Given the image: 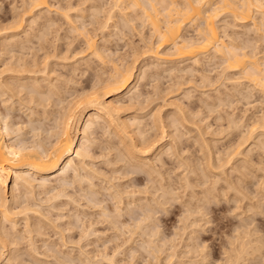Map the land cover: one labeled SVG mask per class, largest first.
<instances>
[{"label": "rangeland", "instance_id": "1", "mask_svg": "<svg viewBox=\"0 0 264 264\" xmlns=\"http://www.w3.org/2000/svg\"><path fill=\"white\" fill-rule=\"evenodd\" d=\"M24 1L27 2V0H24ZM24 1L23 0H0V45L1 44L6 45L5 47L3 45L0 46V49H2L4 51L3 52L0 50V53H1V55H0V70L2 69L0 71V73L2 74L4 72L3 75H1L0 77H2V76H3L2 78H5L6 76L8 77L9 74H8V72H6V69H8L10 66L12 67L13 63L16 64V62H17L16 60L20 59L19 57H21L20 56L21 54H22V58H23V56L26 54V52L30 51L28 49V51H25L24 55H23L24 52H20V51H24V50H20V49H25L26 48L25 45H27L29 47V45L31 43H33L30 45V47H32V50L34 48L38 49V47L42 45L41 47H39L41 50L38 49L41 53L35 49L36 51L31 50L33 53L30 51L29 54L27 53L28 55L26 54L28 57L30 55V53L33 55L35 52L34 55H36V57H34V59L37 62L39 61V63H38L39 65L41 64L43 66V63L46 64L49 60H51V62H49L47 67H46V68L51 69V70H47V69L45 70V72L48 73V75H47L48 78L46 77V74H45V76H43L44 72H40L41 74H35V75H37V77H35V78H37L38 80L40 79L39 81L43 80V81H41V83L43 82L41 84V86H42L41 90L44 92L42 97L44 98L43 101L45 103L43 102L42 106L45 105L44 106L45 108L48 107L47 108L48 111H46L47 109H45V111H44L43 110L44 108L40 107L41 104L39 107H36L37 103L33 102L32 99L30 100V98H31L30 88L32 87V84L34 83L33 80L29 81L27 79V82L29 81L30 84L28 82V84H29L28 88H26L25 91L20 93L18 98H17V96H15L12 98V99L15 98L14 100L10 99L11 102H10V100H8V102H10V103H8V104L6 103V104H7V107L10 109L5 108V105L3 104V102H1V101H3V99L1 100L2 97H0L1 111L3 110V112L6 113V111H5V109H6L8 112L5 115L10 114L11 118H12V116H15L12 118L15 120H11V121H12V123L15 122V123H13V126L15 125L16 129L19 126H20V128L23 127L21 133H22V136L25 137L24 141L26 140V138L29 141L28 138L31 139L34 136V135H32V133H33L32 131H34V133L36 135L37 134L41 135L42 136V137L40 136L41 138L45 137L44 139L46 141L47 136L50 138V134L47 135L46 133H48V131L50 133L49 129L52 130L55 128V127H53V125L56 124L55 121L57 120L56 115H58V111L60 110L59 114H61V110L63 113L65 110L64 107L67 106L68 103H70V102H68L69 100L73 101L74 99L78 100V99L82 98V97H80V95H82V94L84 95V93H81V92L86 93L87 90H91V88L94 87L96 80L97 81L99 80L100 75L104 79L105 78L107 79L108 77H110L109 75L111 73L109 74L108 72L113 71L112 66L116 65L117 62L121 66H122V64H124L123 68L128 66V65L132 66V64L134 63V64H136L135 65L136 71H135V79H134L132 86L137 85L138 88L136 86L135 89L133 90V92H131V93L128 92L129 90L127 92L125 91L124 92L125 95L122 94V97H120L117 100L115 99V101H119L122 98L121 101H119V102H121V103L124 102L122 104L123 109L121 111L122 112L121 116L123 118H125L127 120L128 119L132 120L134 118H135V120L138 119V122L141 121V123H142L140 126L141 129L148 128V129H146L147 131H149L147 134L146 130L140 129L141 130L140 131V130H138L140 128L139 126H137V125L134 126L135 124L133 125L134 126L133 130L136 127L135 131H137L134 134V137H136L135 140L137 139L140 142V143L137 142V144L138 143H139V145L144 144L143 149H145V147H146L147 150L150 149L149 148L150 146L152 148L156 145L155 148H157V147H160L161 145H163L161 147L162 148L164 147L165 150L162 151L163 153L161 152L162 154H158L159 153L158 149L155 150L152 148L153 150L152 149H151V151L149 150L150 152H148L147 158H149L150 160H153V168H154L153 171H155V172L153 173V176H151L152 178L150 179L146 175L148 173L144 174L141 171V173L138 175L141 180L139 183L136 184L134 182V177L137 176L136 174L135 175L130 174L128 176L126 175V177L123 176V175H125L123 173H125L126 170H127V172H128V170H131V167L129 168V167H125L124 165H121L123 163L120 160H118L119 161L118 163L121 162L120 164H118V163H117L118 165L115 164L114 162L117 160L116 157L118 155L114 156V154H116L117 152L114 150H112V151H108V149H106L107 151L105 150V147H108L107 144L109 142H111L110 144H112V146H113V142L118 144V142L120 141L114 135L111 136V133L113 134L115 125H112L113 126L112 129L111 128L109 129L110 126H108L107 124L102 122L105 125H107L108 128L104 129L107 126L102 124L105 127L104 128L99 127L101 129L96 128L95 130L97 132L92 131L93 130L92 129V130H90L92 132L87 131L88 132V133H86L87 135H85L83 133L85 135V137L88 139L87 141H89L88 142L89 145L87 144L88 145L87 151H89V153H90L89 157L85 160V163L86 164L88 163L90 166L92 165V167L95 166L94 168H96V170L98 168L97 171H99V173L102 174L103 176H106L107 180H110L111 177L112 178L116 177V176L113 177L114 173H115V175L117 173L121 174V175L117 174V176H119V177H117L118 180H116L117 178H114L115 181L112 178H111V180L115 185L119 184L117 187H119V188L123 187L122 189L128 190L127 193L128 192L130 193V194H128L130 197L129 196H125V197H129L127 199L128 201L127 200L126 201H127V203L130 201L132 204L131 203H130V205L128 204L129 207H127V209L125 208V212L127 211L126 216L124 215L123 216L124 218H122L121 221H127L128 220L127 223L128 222L132 223L131 222L132 220H130V219L134 218L135 216H136V218H135L136 220H138V218L140 220V219L144 218V216L146 215L144 213H146V211H148V209H152L153 214L156 213L155 217H153L154 221H152V223L153 222L154 223L152 224L150 222L151 224H149V225H151V226H149V228H152V229H148V228L144 229L145 231L147 230L146 232H148V231H149V233L152 232L151 235L154 234V236L152 235V237H150V238L154 239L151 241H154V243H155V244L152 243V245H154V246H151L152 248L149 246L147 247V245H149L147 243L148 241L144 242L141 239H139L140 233L138 234V236L136 235V239H138V242H135V243L131 242V244L127 243V245H126V243H123V240H121L122 237L126 238V237L130 236V234H128L127 232H126L127 236H124V234H122L123 236L121 235L122 237L119 239L120 241L118 240L116 242L115 238L118 239V237H117L118 233H116V230L113 231L112 228L110 229L111 226H108V224H106V223L102 225V223H100V216L98 215V212H97V211H99L98 208L95 209V208H86L87 206L84 207V205L87 204V200L85 202L83 201V203H82V201L80 200L81 198L78 195L77 196L80 198L79 201H81L80 203L84 207L83 210L85 211V208H86V212H84V211L83 212L87 213V215H89L90 217L89 216L84 217V220H83V215L81 216V213H83V212H81L82 206L77 207V205H74L73 202H71V204H69L65 208V206L63 207V206L58 204L61 202L60 200H59L60 202L59 201H54V202H55V204L57 203V205H59L58 207H60L61 209L59 210V209H57L58 208L57 207L55 209V210H57L56 212L53 210L54 208L50 209V211H49L48 207H50V206L48 204H50V205L54 204V202L52 203V201L47 202L48 198H50V196H51V194H49L50 192L48 193L47 191H43L44 193H41L42 191L37 189L36 195L38 194L37 195L39 198L38 202H39V204L42 202L40 204V206H42L41 211L43 210L44 215L47 217L46 218L45 216H43V218L45 217V219H46V220H43L42 216H36L37 220H41V221L43 220L42 221L43 222V231L45 230V232H43L44 236L41 235L43 238L42 237L38 238V236H35V241L36 242L39 241V243H40L39 244L37 242V246L39 247V251L41 253V256L39 255V257H42V258H39L38 255H34L32 257V255L29 254L30 248H29V246H27V245H29V244H27L28 241L25 240V243L20 242L23 240L18 238L19 237L18 236V237H16L15 241L18 243V241L20 240L19 244H21L22 247H19V244L16 246H14V244H12L11 249H12L13 258L15 255H18V254L14 255V253H16V251L14 252V249L16 250V247H17V250H18L17 252L19 253V255L15 256V258L17 257L16 260L12 258L15 262L12 260L13 262H11V264L12 263L13 264H35V263L36 264H44V261H45V264L46 263L47 264H50V263L51 264H54V263L59 264L58 263L59 261H61L60 264H62V263L63 264H74V263L86 264L88 261L89 262L87 264H153V263H155L154 261L157 260L158 258H159L158 262L156 261L157 264H167V263L168 264H227L228 262H229V264L230 263L235 264L234 263L235 261H238L239 262L238 264H264V245H262V243L264 242V241L262 242V240H264L263 239L264 238V151H263L264 150L263 149L264 148V144H263V142H264V130H261V129H264V126L261 127L262 124L264 125V123H262V121L264 122V93L262 92V89L259 86L256 87V85H254L253 82H250V79L247 80L248 77L244 75L245 73L243 70H238V71H232L231 70L230 71L229 68L225 65L226 63L224 64L225 61L223 59H221V58H217V59L215 58L214 59V56L211 55L212 51L210 53H205V54L201 55V58L203 61H201L202 64L200 63V65L198 67L191 64L192 60H181V59H179V57L177 55V51L172 52L173 50H175L172 46H165L166 48L165 47L163 48L162 53L165 54L167 52L168 54L170 53L171 56L165 54L167 56H165V58H164V55H163L164 60H159L160 62L158 60H156L154 57H151L150 55L146 56V54H149V52L148 53H146V52L152 46L158 45L160 42L159 41L160 39H158V35H156V33H154V30L152 29V26H151V22L148 21V19L146 17H143L144 15L142 16V14H144V13L141 14L142 10L139 8L137 9V7L135 9V7L130 5V4H128V5L132 6V7L127 9V6H126L127 3H125V2H124L125 5L122 4L123 3L122 2L121 3L122 6H121V4L118 3L116 0H48L49 4L52 5V7L55 9V11H56V9H60V7H61V10H62V8H65V10H62V11L57 10L55 12L53 10V8H51L52 9L51 11H47L46 9H44L45 11L42 10L40 13L36 12L37 14L35 16H33L34 14H32V13H31L32 16H28V15L23 16V15H25L24 13H26L25 10H27L26 6H28V4H29V1L27 2V5L25 4L26 2H24ZM69 4H71V5H69ZM72 4H73V6H72ZM167 4H168V2H167ZM118 5H120V6H118ZM69 6L72 7L73 9H69ZM165 6H166V4H165ZM113 7H115V8H113ZM24 8H25V10L23 13L22 11ZM125 8H126V10H125ZM66 9L69 11H66ZM64 11L68 12L71 19L72 18L73 19L69 21V20H66L67 18L65 19L64 16L62 17V15L61 16L59 15V14H61L60 12L63 13ZM42 12L43 13L45 12L44 16H42V14H43ZM109 12H110V14H112L111 16L109 15ZM95 13H97V14H95ZM31 14H29V15H31ZM48 14L50 15V17ZM220 14H221V17H217L218 19L216 20L217 21L216 25L219 28L220 36H222L224 38L225 42L227 44H231V45L235 46L236 48L239 45L238 49H241V50L243 49V48H241V47H243V45L246 47L248 44H250V45H248V46H251L250 49L246 50L247 48H244L245 50L244 49L243 50L245 52L247 51L251 55L257 54V52L255 53L254 50H258L260 48V50H258L259 54H257V55H258V58H260V59L262 58V61L261 60L260 61L262 63H264V61H263L264 60V54H263L264 53V42L262 43L259 41L262 39V37L264 38V36H262V34H260V32L258 33L257 31H254L255 30L254 24H253L254 21L248 22L246 24V27H245V24H242L239 20L237 21V19H235L230 13L223 12ZM220 14H219V16H220ZM229 15H231V16H229ZM258 15L259 14H257V12L254 13V17L256 18L257 22L261 21L260 18L262 17L261 14L259 15L260 17ZM36 16L38 18H36ZM23 18H24V23L22 22V26L18 25V24H21V20H23ZM47 18L48 19L50 18L51 20L50 19L49 20L52 22L54 21V22L51 23ZM52 18L55 20H53ZM16 19L18 21L20 19V22H16L17 21ZM30 19L32 21H30ZM34 19L35 20L37 19L36 20L37 22ZM33 20H34V23H33ZM44 20H46V21H44ZM14 21L17 24H15ZM55 21L57 22V24ZM226 21L229 23H227ZM70 22H71V24H70ZM104 22H106V23L104 24ZM32 23H33V25H32ZM101 23H102V25L103 24L106 25L108 23L106 25L107 28L105 27L103 29L102 27L104 25L102 26ZM99 24H100V26H99ZM229 24H230V26H229ZM16 25H18V26H16ZM48 25H50L51 27H53V25H56L55 28L54 27L52 28V29H55L56 31L52 30V29H50V31H49L50 26H48ZM191 25H192V27L190 26V24H188L183 32L184 33L186 32V36H188V38H190V37L195 38L194 36H196V38H197V35H196L197 34V31H196L197 27L195 25H194L195 26L194 27L193 24H191ZM231 25L233 26V28ZM74 26H76V27H74ZM223 26L229 30H226ZM230 27H231V29H230ZM248 29H252V30L247 31ZM45 30H47L48 32ZM220 30H222V31H220ZM224 30H225V32L227 31V34L229 32V35L225 34ZM251 31H253V32H251ZM40 32H42V33L40 34ZM248 32H249V35H248ZM250 32H251L252 37L250 36ZM43 33H45V34H43ZM47 33H48V35H47ZM5 34H7V35H5ZM24 34H26V35L24 36ZM38 34L40 36L42 34L46 35V37L42 39V37L38 36ZM245 34L247 37L249 36L251 38H249V37L247 38L245 36ZM232 35L234 37H232ZM239 35L241 36V39H240ZM34 36H35V38H34ZM58 36H59V38H58ZM87 36L88 37L90 36L89 38H91V37L95 38L96 37V42H97L96 44L98 45V47H100V49H102L101 51L103 52V54L106 55V56L105 55L104 56L106 58H108L107 60H112V62L114 60V63L115 62L116 63L113 65L111 63V61L108 62L105 58H104V60H105V62L108 63V65H107V63L104 62V60L100 61V59H99V61H98V58H96L94 55H92L93 51H90L91 49H90V47H88L89 44L86 43V42H88ZM226 36L229 39H227ZM11 37L16 38L15 40H21L24 37H27V38L23 39L25 41L24 47L19 48L18 44H14L12 42V40H10ZM256 37L257 38L259 37L260 39L258 38V40H257ZM29 38H31L32 41L29 42L28 40H31ZM40 38L42 40H44L43 41L44 43L39 45V42L41 41ZM47 38H48V42H46ZM235 38L237 39V41L236 40H235V42L232 41V39H235ZM242 38H244L243 40L245 42L242 40ZM255 38H256L257 43H256V41L253 43ZM4 40H7L8 42L11 41L13 44L7 43ZM38 40H40V41H38ZM27 41H28V43L26 44ZM238 41L241 44H237ZM263 41H264V39H263ZM243 42L247 45H245ZM246 42H248V43H246ZM251 43L254 44L255 46L254 45L252 46ZM255 43L257 44V47H256ZM35 44H37L38 46H36ZM13 45H15L16 47ZM17 45H18V47H17ZM32 45H34L36 47H33ZM149 46H151V47H149ZM13 47L15 49H17L18 51L15 50V53H13L14 52ZM45 47H47V49H45ZM252 47H254V48L256 47V48L253 50ZM8 48H10L9 53L11 55L9 53H6V51H8L7 50ZM251 49L254 52L250 51ZM45 50L49 51L48 54H46L47 52ZM55 50H56L57 54L55 53ZM19 52L21 54H19ZM36 52L37 53L39 52V54L37 55ZM251 52H253V53H251ZM5 54H7V55H5ZM49 54H50V56L48 57ZM39 55L41 58L43 55H45L46 57L44 59V56H43V58L41 59L39 57ZM108 55L111 57L110 59H109ZM11 56H12V58L9 59L8 57H11ZM37 56L40 58V60ZM93 56H94V58H93ZM51 57H54L55 59L53 58V60H52ZM25 58H24V60H27L28 62L33 63V61H34L33 56L30 57L33 59L32 61L30 58H27V59H25ZM135 59H137L136 63H135V61H136ZM3 60H4V62L5 61H7V62H5V64H4ZM13 60L15 62L12 63L11 61H13ZM163 61H165V62H163ZM10 62H11V65H10ZM102 62H104V63H102ZM204 63H205V65H204ZM6 64L9 66H7ZM18 64L19 63L17 62L16 65H18ZM154 64H155V66H153ZM4 66H6V68H4ZM45 66L46 65H44V68H45ZM99 66H101V67L99 68ZM109 66H110V68H109ZM3 68H4V70H3ZM44 68L41 67L40 69L43 70ZM102 68H103V70H102ZM190 68L191 69L193 68V69L190 70ZM194 68H196V69H194ZM71 70L74 73H72ZM106 70H107V72H106ZM180 70H182V71H180ZM194 70H195V72H194ZM197 70H198V72H197ZM97 71H99V72H97ZM142 71H144V72H142ZM190 71H192L193 73ZM93 73H94V76H93ZM95 73H97V74H95ZM144 73L146 74L145 76L147 78L142 76V74L144 75ZM104 74L107 75V77ZM189 74H191V75H189ZM25 76H27V74H25ZM32 76H34V75H32ZM49 76H51V77L49 78ZM74 76H75V78H74ZM95 76H96V80H95ZM103 76H105V77H103ZM244 76L247 78H245ZM57 77H58V79H57ZM205 77H207V78H205ZM2 78H0V81L2 80ZM59 78H60V80H59ZM64 80L65 81L68 80V82H66V85H65ZM205 80L207 81V83ZM23 81L26 82V80H22L19 82V84H22ZM53 82L55 84H53ZM72 82L74 84H72ZM203 82H205V83H203ZM84 85H85V87H84ZM91 85H93V86H91ZM96 85L97 84H95V86ZM52 86L55 87V90H57V91L54 90L52 93H49V91H50L49 87L51 89ZM64 86H66V87H64ZM56 87L58 89H56ZM82 89H83V91H82ZM136 89H137V91H136ZM64 90H65V92H64ZM56 92H58V93H56ZM62 92H64V94ZM248 92L250 94H248ZM87 93H89V92H87ZM25 94H27V96ZM57 95H59V96H57ZM61 95H63V97ZM53 96H54V98H53ZM132 96H133V99H131ZM19 97H21V100L24 99L22 102L25 101V104H27L28 106L25 105L24 103L21 104L22 102H21ZM59 97H61V98H59ZM50 98L52 99L51 101H49ZM4 99H8V97L4 96ZM29 100H30V102H28ZM56 100H58V101H56ZM65 100L67 103L65 102ZM110 100H114V97L107 98V101H110ZM136 100H138V101H136ZM54 101H55V105H54ZM59 101H60V104L58 103ZM26 102H28V103H26ZM31 102H33V103L31 104ZM138 102H139V104H138ZM142 102H143V105H142ZM13 103H14V105H13ZM34 103L36 106L34 105ZM41 103H42V101H41ZM46 103H49V104L46 105ZM61 103H63V104L66 103V104H65V106H63V104L61 105ZM51 104L57 108H55L54 106H51ZM133 104H134V106H133ZM137 104H138V106H137ZM29 105H31V106H29ZM59 105H61V108L59 107ZM12 106H13L14 110H12L13 109ZM131 107H133V108H131ZM52 108H54L55 110ZM30 110L35 111V113L33 112L32 113L33 115H32ZM50 111L52 112V115H51ZM46 112H47V114H46ZM30 115H32V116H30ZM44 115H46V116H44ZM49 117H51V118H49ZM53 117L55 120H52ZM152 118L156 120V121L154 120V123L156 125L153 123ZM260 120H262V121H260ZM144 121H145L146 126L144 124ZM47 122H49V123H47ZM132 122H133V120H132ZM176 122H178V123H176ZM260 122H261V124H260ZM161 123H162L161 128L157 129V127H159V126H157V124L160 125ZM232 124L233 125L235 124L237 128L235 127V125L233 126ZM147 125H148V127H147ZM252 125H254V126L256 125V126L254 127ZM15 126H14V128H15ZM40 127L42 128V130L40 129L41 132L39 130ZM256 127H257L258 131H255V130L251 131V129H253V128L256 129ZM33 128L34 129L38 128L37 130H39V131L36 130L37 131V133H36V131L33 130ZM82 128H84V126ZM107 129H109L108 130L109 132L105 131ZM143 131H145V132H143ZM250 131L252 132L251 134L253 136L249 133ZM81 132H83V131H81ZM81 132L79 133V136H81L80 138H82L84 136L83 134H81ZM104 132L109 133L110 136L107 133L105 134ZM175 132L177 133L178 136L176 135ZM42 133L45 135H43ZM141 133H142V135L146 133L145 136L147 135L148 138L145 137L144 135L142 136ZM253 133H255V135ZM137 134H140V136L143 137V138H141L138 135L142 140H140V138L136 136ZM180 134H183V135H180ZM16 135H18V133ZM94 135H95V137H94ZM106 135H108V136H106ZM13 137L14 138L12 139V141H14V139L17 138V136H13ZM23 137H21V138L23 139ZM110 137H112V139ZM144 137H145V139H144ZM34 138H35V136L33 137V140H34ZM146 139L148 141H146ZM151 139H153L154 141L158 140V142L157 141L154 142ZM16 140H17V142L19 141L18 139H15V141ZM27 140H26V142H27ZM31 140H30V142L33 141V140L32 141ZM95 140H97V141L94 143L93 141H95ZM105 140H107L108 143ZM103 141H105V142H103ZM149 141H150V143H147ZM151 141H153V142L151 143ZM153 143H156V144H153ZM170 143H171V145H170ZM117 144H114V145H117ZM145 144H147L148 146H146ZM240 144H242V145H240ZM119 145H120V143H119ZM170 146H171L172 150L170 149ZM99 147H101V148H99ZM259 148H261L262 150H260ZM100 149L101 150L103 149L104 152H103V150L101 151ZM239 149H240V151H239ZM169 150L171 152L168 154ZM100 151L103 153H101ZM113 152H116V153H113ZM111 153H113V155ZM154 154H156V155L153 156ZM227 154H228V156H227ZM95 156H97V157H95ZM111 156L113 157L112 159H111ZM105 157H107V158H105ZM154 157H156V158H154ZM89 159H92V160H89ZM160 160L162 161V163H164V165L162 163H160ZM110 161L112 163H114L115 166L116 165L117 166L115 167L114 164L110 163ZM230 161H231V163H229ZM157 162H159V163H157ZM228 163H229V165H228ZM210 164H211V166H210ZM110 165H112L113 167H111ZM157 165H158V167H157ZM212 165H213V167H212ZM90 166H89V168H91ZM221 166H223V167H221ZM237 166H239V167H237ZM210 167H212V168H210ZM134 168L135 167H133L132 169H134ZM136 168L138 169V167H136ZM219 168H220V170H219ZM157 170H161L160 171L161 173L159 171L157 172ZM82 171H81V173L83 175H85L86 172H82ZM137 171H140V170H137ZM129 172H131V171H129ZM202 173L205 174L204 175L205 177L206 176L207 177L204 178ZM155 174H157V175L159 174L160 177H162L163 179H161L159 177V175L157 176ZM122 176L124 178H121ZM128 177H131V178H128ZM153 178H154V180H153ZM171 179H172V181L173 180L174 181L171 182ZM107 180L105 181V183H104V180H102V179H99V180L96 179L95 181H96V183H97V181L99 183H101L103 181L104 185H103V183L101 185L97 183V185H99L100 187L101 186L104 187L105 185L106 186H107V184L111 185V183H112V182H110L111 180L108 182H107ZM217 180L219 181V183ZM151 181L153 184L150 183ZM131 182L133 184L135 183V185L138 187L136 188L134 185H132ZM11 184L13 185V182L10 183L9 193L7 194V198L9 200L11 199V192H10L11 191L10 189L12 187ZM55 184L57 185V183H55V182H54V185L52 183L53 187L55 186ZM243 184H245V186ZM213 185H215V186H213ZM77 186H78V183H77ZM237 186H239V187H237ZM128 187H129V189H128ZM154 187L155 188L157 187V188L155 189ZM165 187H167V188H165ZM107 188H108V186H107ZM50 189H51L50 191L52 193L53 189L52 188H50ZM78 189H79V186H78ZM147 189H148V192H147L148 195L146 194ZM161 189L164 192L167 191L168 194H166L167 192L164 193ZM96 190H98V188ZM157 190H158V192H157ZM213 190H215V191H213ZM70 191H71V189H70ZM141 191L143 193H141ZM24 192H23V190L21 192V193H23L22 195H20V196H22V198L26 195ZM55 192L56 191H53V194ZM105 192H108V191L104 190V193H102V194L103 195L105 194L104 195L106 197L105 199L108 201L110 199V195L106 196ZM170 192H172V193H170ZM209 192L214 193V194H211ZM73 193H74V190H73ZM152 193H154L157 197ZM164 194L167 196H165ZM103 195L100 197L103 198L104 197ZM145 195H147V197ZM161 195H163V196L161 197ZM131 196H132V198H131ZM107 197H108V199H107ZM207 197H209V198H207ZM25 198L26 197H24V199ZM46 198H47V200H45ZM158 198H160V199L164 198V199L159 200ZM132 199L133 200L135 199V200L133 201ZM165 199H166V201L164 202ZM61 200H65V199H61ZM152 200H154V201H152ZM156 200L157 201L159 200V202L156 203ZM168 200H169V202H168ZM44 201H46L45 204L47 206L44 204ZM195 201H196V203H195ZM149 202H151V203H149ZM162 202H164L163 205H162ZM193 202H194V205H193ZM108 203H109V201L107 202V205H110L111 206L110 208L114 207L113 204H111V203L108 204ZM140 203H143V204H140ZM42 204H44V205H42ZM144 204H146V207H143V206H145ZM154 204H156V205H154ZM195 204H197L198 206ZM73 205L77 207V210H76V207H73ZM132 205H133V207H131ZM149 205H152V206H149ZM16 206L17 205H15V207ZM104 206H106V205H104ZM140 206H142L143 208ZM196 206L199 208L198 210H196L197 209ZM203 206H204V208H203ZM62 208H63V211H62ZM70 208L71 209L73 208L74 210L73 209L71 210ZM131 208H132V210H134V211H132L133 214L130 211ZM133 208H135V209H133ZM138 208H140V209H138ZM141 208H142V210H141ZM69 209H70V211H68ZM128 209H130V210L128 211ZM45 210H48V211H45ZM204 210H205V212H204ZM260 210H262L263 212ZM16 211H17V209H16ZM77 211H78V214L80 213V218H82V219H79V221L77 219L78 214L75 213ZM112 211L114 212V208ZM199 211H200V213H199ZM45 213L48 215H46ZM64 214H65V217L67 216V214L68 215L70 214V216H67V218H65ZM74 214H77V215H74ZM91 214H93V215H91ZM123 214H125V213H123ZM143 214H144V216H143ZM52 216L54 217L53 220L49 221L48 217H49V219H52ZM62 216L64 218H62ZM22 217L19 216V218L21 219L19 222V225L21 227L18 225L20 227V228L18 227V229L22 228L21 230H23V229L25 230V228H23L25 226L24 225L25 223H23V222H25V221L22 220L23 219ZM30 217L35 218L33 216V214H30ZM72 217H74V218H72ZM55 218L58 220H56ZM71 218H72V220H71ZM35 220L33 222H35ZM69 220H71V221H69ZM81 220H82V222H81ZM53 221H55L56 225H54ZM72 221H74V223ZM75 221L77 222V224L78 223L80 224V227H77L79 224L77 226H75V223H76ZM91 221L93 222L94 225L95 224L96 225L93 226ZM95 221H96V223H94ZM60 223L62 225H60ZM71 223L74 224V227H73V225H71ZM52 225H54V226H52ZM69 225L72 226V228L74 230L72 229V231H71L70 230L71 228ZM83 225L86 228L87 227L88 228L86 229ZM247 225H248V227H246ZM48 226L50 229L48 228ZM56 226H58V227L60 226V227L59 228L57 227L58 228L57 229ZM81 226H83V227H81ZM90 226L92 228L93 235L86 237L89 234V232H91V230L88 231ZM6 227H8V229L11 230L12 225L10 223H6ZM51 227H52V229H51ZM61 227L63 228L62 229L63 231L65 230L64 234H61V232L63 233V231L60 229ZM64 227H65V229H64ZM107 227H109V230ZM81 228L82 229L84 228V229L82 230ZM93 228L94 229L96 228L95 232H93ZM24 230H23V232H24ZM47 230H48V232H46ZM111 230L115 233H113ZM81 233L84 235L85 234H87V235L84 237V235H82ZM123 233H125V230ZM156 233H158V234H156ZM145 235L143 234V237L144 238L146 237V240H147L148 237H147V235L146 236ZM246 235L248 237H246ZM59 238H61V240H63V244ZM82 238H84V239L82 240ZM110 238H112L114 240H112ZM161 238L163 240H161ZM247 238H249V239H247ZM36 239H38V240H36ZM40 239H42V240H40ZM157 239H160V240H157ZM258 239L259 240L262 239V240L259 241ZM44 240H45V242H44ZM143 240H145V239H143ZM148 240L150 243L151 241L149 238H148ZM250 241H252V242H250ZM258 241H259V243H258ZM141 242H143V243H141ZM246 242L249 245L251 244L250 247H249V245L245 246ZM248 242H250V243H248ZM240 243L242 244L241 246H240ZM243 243H244V245H243ZM252 243H253V246H252ZM44 244H46L45 247L48 245L49 246L46 247V249H44ZM60 244H62V246ZM122 244H124V245H122ZM155 245H158V246H156V248H155ZM25 246H27L29 251L27 248H25ZM118 246H120V248H119L120 250H116V248H118ZM243 246L246 247L245 248L246 252H245V254L243 253L244 255L241 254V256H243V258H244V259L241 258V260H242L241 261L240 258H238V257H241V256H238L239 255L238 252L240 249L242 250V251L240 250L241 252H244ZM157 247H158V250H157ZM238 247H240V249ZM257 247H258V250H257ZM261 247H263V249H262L263 252L259 250V249H261ZM48 248H51V250H53L54 255L57 258L59 257L58 258L59 261L55 260L56 257H55V259H52V258H54V255L52 254L53 252L51 250H50L51 251L50 252ZM22 249H24V251ZM40 249L43 251L41 252ZM104 249H105V251H104ZM151 249H153V250H151ZM250 249H251V251H250ZM146 250H148V251H146ZM159 250H160V252H159ZM21 251H22V253H21ZM81 251H83V252H81ZM115 251H116V253L121 252L120 256L118 255L119 257L117 256V258H114V259H110L111 257L110 258L108 257L107 260H103L102 255L105 254V252H106V254H109V256L110 255L112 256V254ZM152 251L153 252L156 251L157 254L155 252H154L155 254L154 253L151 254ZM247 251H250V252H247ZM49 252H50V254H52L53 257L49 254ZM67 252H69V253H67ZM93 252H94V254H93ZM46 253L49 256L48 260L43 258V257H46V258L48 257V256H44V255H47ZM70 253H72L73 256L70 255ZM82 253H84V255ZM91 253H92V255H91ZM100 253H102V255ZM237 253H238V255H237ZM97 254H98V256H97ZM246 254H248V256H245ZM95 255L97 258L95 257ZM99 255H100V257H102V259L99 257ZM155 255L158 258L155 259ZM29 256H30V258H29ZM65 256L68 257L67 258L68 260L70 258L72 261L69 260L71 262H68L67 259L65 260ZM92 256H94V258ZM236 256H238L237 257L238 259L235 258ZM50 257H52L51 258L52 260H50ZM63 257H64V260L66 262L63 260ZM31 258H33V259H31ZM89 258L92 260L90 261ZM106 258H104V259H106ZM230 258L231 259L233 258V260H231ZM19 259H20V261H19ZM36 259H38V260H36ZM60 259H62V260H60ZM34 260H36V261H34ZM81 260L84 262H82ZM111 260H113V261H111ZM40 261H42V262L40 263ZM51 261H53V262H51ZM5 262H3L1 264H6Z\"/></svg>", "mask_w": 264, "mask_h": 264}, {"label": "bare ground", "instance_id": "2", "mask_svg": "<svg viewBox=\"0 0 264 264\" xmlns=\"http://www.w3.org/2000/svg\"><path fill=\"white\" fill-rule=\"evenodd\" d=\"M24 1V0H23ZM29 1V4H28V6H26V9L27 10H25V8L23 9V13H24V10H25V12L26 13H24L25 15H23V16H26V15H28V16H32V14H34L33 16H35L37 13L36 12H41L42 10H44V9H46L47 11H51L52 9L51 8H53L52 7V5L51 4H49V2H48V0H27V2ZM118 3H122V4H124L125 5V3H127V9L128 8H131L132 6H134L135 7V9H136V7H137V9L139 8V9H141L142 10V12H141V14L142 13H144V14H142V16L143 17H146L147 19H148V21H150L151 22V26H152V29L154 30V33H156V35H158V39H160L159 41V44L158 45H155V46H149V47H151L146 53H148L149 52V54H146V56H148V55H150L151 57H154L156 60H164V58H165V56H167V55H170L171 56V54L169 53H165V54H167V55H165L164 53H162V50H163V48L165 47V46H172L175 50H171L172 52H174V51H177V55H178V57H179V59H181V60H192V65H194V66H199L200 65V63H201V61H203L202 60V58H201V55H203V54H205V53H210L211 51H212V53H211V55H213L214 56V59L216 58H221V59H223L225 62H224V64L229 68V70L231 71H238V70H243L244 71V75L245 76H247V77H245V78H247V80L248 79H250V82H253V84L254 85H256V87H260L261 89H262V92L264 93V63H262L261 61H262V58L260 59V58H258V55L257 54H259L258 53V50H260V48L258 49V50H254L256 47H257V41H256V38H255V40L253 41V43L256 41V47L254 48V47H252L253 48V50L255 51V53L257 52V54H255V55H251V54H249L247 51V53L244 51L245 49L244 48H247L246 50H248V49H250V47L251 46H248V45H250V44H245L244 42V38H242V40L244 41L243 43L245 44V45H247L246 47L243 45V47H241V48H243L242 50L241 49H238V47H239V45L237 46V48L235 47V46H233V45H231V44H227L226 42H225V40H224V38L222 37V36H220V32H219V28L217 27V25H216V20L218 19L217 17H221V14L220 13H223V12H228V13H230L235 19H237V21L239 20L242 24H245V27H246V24L248 23V22H250V21H254L253 22V24H254V31H257L258 33L260 32V34H262V36H264V0H116ZM24 2H26V1H24ZM27 2L25 3L26 5H27ZM116 2V3H117ZM125 2V3H124ZM167 2H168V4H167ZM122 4H121V6H122ZM128 4H130V5H132V6H129ZM165 4H166V6H165ZM51 5V6H50ZM69 5H71V4H69ZM115 5V4H114ZM123 5V6H124ZM25 6V5H24ZM72 6H73V4H72ZM118 6H120V5H118ZM125 6V7H126ZM129 6V7H128ZM28 7V8H27ZM116 7V6H115ZM115 7H113V8H115ZM68 8V7H67ZM69 9H73L72 7H70L69 6ZM53 10L55 11V9L53 8ZM57 10H60V11H62V10H65V8H62V10H61V7H60V9H56V11ZM121 10V9H120ZM125 10H126V8H125ZM45 11V10H44ZM55 11V12H56ZM66 11H69V10H67L66 9ZM66 11H64L63 13L62 12H60L61 14H59L60 16L62 15V17L64 16V18L66 19V20H72L71 19V17H70V15L68 14V12H66ZM28 12V13H27ZM34 12V13H33ZM54 12V13H55ZM255 12H257V14H261V21H256V18L254 17V13ZM32 13V14H31ZM43 13V12H42ZM45 13V12H44ZM44 13L42 14V16H44ZM138 13V12H137ZM29 14H31V15H29ZM95 14H97V13H95ZM140 14V15H141ZM219 14H220V16H219ZM226 14V13H225ZM39 15V14H38ZM49 15V14H48ZM109 15L111 16L112 14H110V12H109ZM146 15V16H145ZM231 15H229V16H231ZM258 15V16H259ZM21 16V15H20ZM27 16V17H28ZM41 17V16H40ZM49 17H50V15H49ZM53 17V16H52ZM225 17V16H224ZM260 17V16H259ZM36 18H38L37 16H36ZM43 18V17H42ZM46 18V17H45ZM70 18V19H69ZM110 18V17H109ZM28 19V18H27ZM48 19V18H47ZM50 19V18H49ZM48 19V20H49ZM53 19V18H52ZM112 19V18H111ZM234 19V20H235ZM259 19V18H258ZM17 20V19H16ZM35 20V19H34ZM34 20H33V23H34ZM37 20V19H36ZM35 20V21H36ZM39 20V19H38ZM41 20V19H40ZM47 20V21H48ZM51 20V19H50ZM49 20V21H50ZM53 20H55V19H53ZM30 21H32L31 19H30ZM42 21V20H41ZM40 21V22H41ZM44 21H46V20H44ZM43 21V22H44ZM68 21V22H69ZM16 22H20V19H19V21L17 20ZM22 22L24 23V18H23V20H21V24H18V25H20V26H22ZM37 22V21H36ZM35 22V23H36ZM51 23H53L52 21H50ZM56 22V21H55ZM74 22V21H73ZM72 22V23H73ZM227 22V21H226ZM14 23H15V21H14ZM33 23H32V25H33ZM39 23V22H38ZM50 23V24H51ZM75 23V22H74ZM96 23V22H95ZM106 22H104V24H105ZM227 23H229V22H227ZM232 23V22H231ZM15 24H17V23H15ZM42 24V23H41ZM40 24V25H41ZM55 24V23H54ZM56 24H57V22H56ZM70 24H71V22H70ZM103 24V25H104ZM108 24V23H107ZM106 24V25H107ZM188 24H190V26L192 27V25L191 24H193V26L195 25L197 28V38H196V36H194L195 38H193V37H190V38H188V36H186V32L184 33L183 31H184V29L186 28V26L188 25ZM226 24V23H225ZM250 24V23H249ZM18 25H16V26H18ZM52 25V24H51ZM73 25V24H72ZM71 25V26H72ZM101 25H102V23H101ZM102 25V26H103ZM106 25H104L102 28L104 29L105 27L107 28V26ZM228 25V24H227ZM15 26V27H16ZM19 26V27H20ZM43 26V25H42ZM48 26H50V25H48ZM55 26L56 25H53V27L55 28ZM99 26H100V24H99ZM194 26V27H195ZM229 26H230V24H229ZM232 26V25H231ZM235 26V25H234ZM248 26V25H247ZM14 27V26H13ZM45 27V26H44ZM53 27H51L50 26V28H49V31H50V29H52ZM74 27H76V26H74ZM193 27V28H194ZM224 27V26H223ZM240 27V26H239ZM249 27V26H248ZM11 28V27H10ZM21 28V27H20ZM78 28V27H77ZM225 28V27H224ZM223 28V29H224ZM232 28H233V26H232ZM42 29V28H41ZM47 29V28H46ZM76 29V28H75ZM226 29V28H225ZM230 29H231V27H230ZM241 29V28H240ZM44 30V29H43ZM52 30H55V29H52ZM77 30V29H76ZM226 30H229V29H226ZM243 30V29H242ZM250 30H252V29H248L247 31H250ZM24 31V30H23ZM41 31V30H40ZM45 31H47V30H45ZM56 31V30H55ZM78 31V30H77ZM220 31H222V30H220ZM48 32V31H47ZM224 32H225V30H224ZM251 32H253V31H251ZM251 32H250V36H251ZM256 32V33H257ZM27 33V32H26ZM30 33V32H29ZM42 32H40V34H41ZM196 33V32H195ZM255 33V32H254ZM9 34V33H8ZM31 34V33H30ZM43 34H45V33H43ZM39 35L38 34V36H40V37H42V39L43 38H45L46 37V35ZM50 34V33H49ZM225 34H227V31L225 32ZM231 34V33H230ZM235 34V33H234ZM238 34V33H237ZM241 34V33H240ZM5 35H7V34H5ZM26 34H24V36H25ZM29 35V34H28ZM32 35V34H31ZM47 35H48V33H47ZM190 35V34H189ZM195 35V34H194ZM227 35H229V32H228V34ZM236 35V34H235ZM248 35H249V32H248ZM15 36V35H14ZM36 36V35H35ZM35 36H34V38H35ZM192 36V35H191ZM224 36V35H223ZM240 36V35H239ZM243 36V35H242ZM245 36H246V34H245ZM10 37V36H9ZM28 37V36H27ZM27 37H24L23 39H25V38H27ZM30 37V36H29ZM32 37V36H31ZM88 37V36H87ZM90 37V36H89ZM87 38V41L88 42H86L87 44H89V46L88 47H90V51H93V54L92 55H94L96 58H98V61H99V59H100V61H103L104 60V58L107 60L108 58H106L105 56V54H103V52L101 51L102 49H100V47H98V45L96 44L97 42H96V37L94 38V37H91V38ZM225 37V36H224ZM231 37V36H230ZM232 37H234L233 35H232ZM247 37V36H246ZM249 37V36H248ZM247 37V38H248ZM252 37V36H251ZM251 37H249V38H251ZM261 37V36H260ZM19 38V37H18ZM58 38H59V36H58ZM226 38L227 39H229L227 36H226ZM254 38V37H253ZM259 38V37H258ZM258 38H257V40H258ZM16 38H12L11 37V39L10 40H12V42L14 43V44H18L19 45V48H23L24 47V40L23 39H21V40H15ZM29 39H31V38H29ZM38 39V38H37ZM41 39V38H40ZM41 39V41L40 40H38V41H40L39 42V45L40 44H42V43H44L43 41L44 40H42ZM56 39V38H55ZM240 39H241V36H240ZM260 39V38H259ZM263 37H262V41L261 40H259L260 42H264L263 41ZM9 40V41H10ZM27 40V39H26ZM34 40V39H33ZM50 40V39H49ZM235 40L237 41V39L235 38V39H232V41H234L235 42ZM4 41H6L7 43H11V44H13L11 41L10 42H8L7 40H4ZM29 42L30 41H32V39L31 40H28ZM28 41L26 42V44L28 43ZM35 41V40H34ZM37 41V42H38ZM231 41V40H230ZM241 41V40H240ZM249 41V40H248ZM258 41V42H259ZM3 42V41H2ZM46 42H48V38H47V41ZM6 43V44H7ZM53 43V42H52ZM242 43V44H243ZM246 43H248V42H246ZM31 44H33V43H31ZM30 44V45H31ZM38 44V43H37ZM37 44H35L36 46H38ZM237 44H241V43H239V41H238V43ZM1 45H3V44H1ZM0 45V46H1ZM18 45H17V47H18ZM30 45H29V47H30ZM251 45L253 46L254 44H252L251 43ZM259 45V44H258ZM261 45V44H260ZM4 47L6 46L5 44L3 45ZM12 46V45H11ZM10 46V47H11ZM13 46H15V45H13ZM21 46V47H20ZM33 47H36V46H34V45H32ZM42 46V45H41ZM41 46H39V47H41ZM45 46V45H44ZM55 46V45H54ZM53 46V47H54ZM57 46V45H56ZM255 46V45H254ZM3 47V48H4ZM8 47V46H7ZM16 47V46H15ZM25 47L27 48H25V49H20V50H24V51H20V52H24L23 53V55L25 54V51H28V49L31 51L32 50V47H28L27 45H25ZM38 47V49L39 50H41L40 48ZM48 47V46H47ZM47 47H45V49H47ZM51 47V46H50ZM171 47V48H172ZM249 47V48H248ZM166 48V47H165ZM9 49L10 48H8L7 50L8 51H6V53H9L10 51H9ZM12 49V48H11ZM36 48H34L32 51H36V50H38V49H36ZM55 49V48H54ZM1 51H3L2 49H0ZM15 50L16 51H18L17 49H15L14 47H13V53H15ZM38 50V51H39ZM252 49L250 50V51H253ZM30 51H28V52H26V54L28 53L29 54V52ZM31 51V52H32ZM46 52V54H48V50H45ZM104 51V50H103ZM253 51V52H254ZM4 52V51H3ZM2 52V53H3ZM11 52V53H12ZM19 52V54H21ZM40 52V51H39ZM39 52L37 53V55L39 54ZM51 52V51H50ZM53 52V51H52ZM106 52V51H105ZM164 52V51H163ZM253 52H251V53H253ZM260 52V51H259ZM33 53V52H32ZM41 53V52H40ZM55 53H56V50H55ZM92 53V52H91ZM10 54V53H9ZM18 54V53H17ZM25 54V55H26ZM27 54V55H28ZM34 54H35V52H34ZM32 55L31 53H30V55L27 57V55L25 56H23V58H22V54L20 55L21 57H19L20 59L19 60H16L19 64L18 65H16L17 64V62H16V64L15 63H13V62H15L14 60L13 61H11L13 64V66L10 68H8V69H6V72H8V74H9V76L6 78H2V77H0V78H2V80L0 81V97H2L1 98V100L3 99V101H1V102H3V104L5 105V108H7V109H10V108H8L7 107V104L8 103H10L11 102V100L10 99H12L13 97H15V96H17V98H18V96H19V94L20 93H22L23 91H25L26 90V88H28V85L30 84V80H33L34 81V83L32 84V87L30 88V96H31V98H30V100L32 99V101L33 102H35V103H37V106L35 105V103H34V105L36 106V107H39L40 106V104H41V106L40 107H43L44 109V111H45V109H47L48 107H44V106H42V104H43V100H44V98L42 97V95H43V91L41 90V88H42V86H41V84L43 83H41V81H43V80H41V81H39L37 78H35V77H37V75H35V74H41L40 72H44V74H43V76H45V74H46V77L48 78V73L47 72H45V70L47 69V70H51V69H48V68H46L47 67V65H48V63L49 62H51V60H47L48 62L46 63V64H44L43 63V66L41 65H39L38 63H39V61L37 62L35 59H34V57H36V55ZM53 54V53H52ZM57 54V53H56ZM144 54V55H145ZM174 54V53H173ZM262 54V53H261ZM264 54V53H263ZM0 55H1V53H0ZM5 55H7V54H5ZM11 55V54H10ZM13 55V54H12ZM41 55V54H40ZM40 55H39V57H40ZM105 55V56H104ZM163 55H164V58H163ZM33 56V59H34V61H33V63H31V62H28L27 60H24V58L25 59H27V58H30V57H32ZM44 56V59H45V55H43ZM43 56H42V58H43ZM50 56V54L48 55V57ZM55 56V55H54ZM58 56V55H57ZM94 56H93V58H94ZM109 56V55H108ZM173 56V55H172ZM212 56V57H213ZM262 56V55H261ZM38 57V56H37ZM38 57V58H39ZM203 57V56H202ZM9 59L10 58H12V56L11 57H8ZM16 58V57H15ZM41 58V57H40ZM40 58H39V60H40ZM41 58V59H42ZM53 58L54 57H51V59L53 60ZM111 57L109 56V59H110ZM18 59V58H17ZM31 59V61L33 60L32 58H30ZM55 59V58H54ZM167 59V58H166ZM38 60V59H37ZM136 61H135V63L137 62V59H135ZM177 60V59H176ZM261 60V61H260ZM22 61V62H21ZM55 61V60H54ZM108 62L109 61H111V63L114 65L115 63H114V60H113V62H112V60H107ZM152 61V60H151ZM264 61V60H263ZM3 62H4V60H3ZM5 62H7V61H5ZM5 62H4V64H5ZM11 62H10V65H11ZM44 62V61H43ZM104 62H105V60H104ZM104 62H102V63H104ZM153 62V61H152ZM160 62V61H159ZM163 62H165V61H163ZM162 62V63H163ZM42 63V62H41ZM66 63V62H65ZM105 63H107V62H105ZM9 64V63H8ZM117 64H118V62H117ZM114 65V66H112L113 68V71H110V72H108L110 75V77H108L107 79L105 78H102L101 77V75L98 77L99 78V80L97 81L96 80V76H95V80H96V83L95 84H97L96 86H95V84H94V87H90L91 88V90H87V92H89V93H85V92H81V93H84V95L82 94V95H80V97H82V98H80V99H74L73 101H68V102H70V103H68L67 104V106H65V104L67 103L66 102V100H65V104H63V103H61V105L63 104V106H65L64 107V112L62 113V110H61V114H59V111H58V115H56L57 116V120L55 121V125H53V127H55L54 129H49L50 130V133H49V131H48V133H46L47 135H49L50 134V138L48 137H46V141H45V137L44 138H41L42 136L41 135H36L35 133H34V131H32L33 133H32V135H34L35 136V138H34V140H33V137L30 139V138H28L29 139V141L27 140V138H26V140H27V142H26V140L24 141V138L25 137H23L22 136V133H21V131H22V128L23 127H21L20 128V126L16 129V126H15V128H14V126H13V123H15V122H13L12 123V121L11 120H15V119H12L13 117H15V116H12V118L10 117L11 115L10 114H8V115H5V114H7V110L5 109V111H6V113L5 112H3V110L1 111V108H0V264L1 263H3V262H5L6 264H11V262H13L14 260L13 259H15L16 260V258H15V256H18L19 255V253L17 252L18 250H17V247H16V250L14 249V252L16 251V253H14V255L15 254H18V255H15L14 256V258H13V254H12V249H11V246H12V244H14V246H16V245H18L19 244V241H18V243L15 241V239H16V237H18V238H20L21 240H23V241H20V242H24L25 243V240H27L28 241V243L27 244H29V245H27V246H29V248H30V251H29V249L27 248V246H25V248H27L28 249V251L30 252H28L30 255H32V257L34 256V255H38V257H39V255L41 256V253H40V251H39V247L37 246V242L39 243V241H35V236H38V238L40 237H42L41 235H43L44 236V234H43V232H45V230L43 231V220H46L45 219V215H44V211L42 212L41 211V207L42 206H40V204L42 203H40L39 204V198H38V194L36 195V191H37V189L38 190H41L42 192L41 193H44L43 191H47L49 194H51V196H50V198H48V200H47V198L45 199V200H47V202L48 201H52V203L54 202V201H59L60 203H58L59 205H61V206H65V208H66V206H68L69 204H71V202H73V204L74 205H77V207H83V205L80 203L81 201H82V203H83V201L85 202L86 200H87V204H85L84 205V207L85 206H87L86 208H98V210L99 211H97L98 212V215L100 216V223H102V225L103 224H108V226H111L110 227V229L112 228V230L113 231H115L116 230V233H118L117 234V237H118V239L117 238H115V240H116V242L123 236L122 234H124V236H127L126 234L128 233V234H130V236L129 237H126V238H124V237H122V239L121 240H123V243H126V245H127V243H129V244H131V242L132 243H135V242H138V239H136V235L138 236V234H139V239H141L142 241H144V242H147L149 245H147V247L149 246V247H151V246H154V245H152V243H154V241H151V240H154V239H152V238H150V237H152V235L154 236V234H152L151 235V233L152 232H150L149 233V231L148 232H146L144 229L145 228H148V229H152V228H149V226H151V225H149V224H151L152 223V221H154L153 219V217H155V214H153V212H152V209H148V211H146V213H144V214H146L145 216H144V214H143V216H144V218H142V219H140L139 220V218H138V220H136L135 218H136V216L134 217V218H132V219H130V220H132L131 222L132 223H127V221H121L122 220V218H124L123 216L125 215L126 216V212H125V208L127 209V207H129L128 206V204L130 205V201L127 203V199L130 197L128 194H130L129 192L127 193V191L128 190H124V189H122L123 187H121V188H119V187H117L118 185H115L113 182H112V180H111V178H110V180H107V177L106 176H103L102 174H100L99 173V171H97L98 170V168H97V170H96V168H94V167H92V165L90 166L88 163L86 164L85 163V160L89 157V155H90V153H89V151H87V147H88V142L89 141H87L88 139L85 137V135H87L86 133H88L87 131H89V132H92V131H96L95 129L96 128H99V127H105V126H110L109 127V129L111 128L112 129V125H115V128H114V131H113V134L111 133V136L112 135H114L118 140H120L119 142H118V144L117 143H114L113 142V146H112V144H110L111 142H109L108 143V141L107 140H105L108 144V147H105V150L106 149H108V151H112V150H114V151H116V152H113V153H116V154H114V156H116V155H118L117 157H116V161L114 162L115 164H117L119 161L118 160H120L123 164H121V165H124L125 167H131V170H128V172H127V170H126V172L125 173H123V174H125V175H123V176H125L126 177V175L128 176V175H132V174H136L137 176L136 177H134V182L137 184V183H139L140 182V178H139V174L141 173V171H142V173H148V174H146L150 179L152 178L151 176H153V173L155 172V171H153V160H150L149 158H147V156H148V152H150L151 151V149L153 148V149H155V150H159V153L158 154H162L163 152V150H165V148L163 149L161 146H163V145H161L160 147H157V148H155V146L154 147H152L151 148V146L148 148L149 150H147L146 149V147H145V149H143V146H144V144L142 145V144H140L139 145V141L137 140H135V138L136 137H134V134L137 132V131H135V129H136V127L134 128V130H133V127L134 126H141V121L140 122H138V119L137 120H135V118L134 119H132L133 120V122H132V120H130V119H125V118H123L122 116H121V111H122V104L124 103V102H119V101H121V99L119 100V101H115V99L117 100V99H119L120 97H122V94H124L125 95V91L127 92L128 90V92L129 93H131V92H133V90L135 89V87L137 86H132V84H133V82H134V79H135V69H136V64H132V66H126V67H124L123 68V65L124 64H122V66L120 65V64H118V65ZM149 64V63H148ZM164 64V63H163ZM177 64V63H176ZM202 64V63H201ZM7 65V64H6ZM44 65H46L45 66V68H44ZM103 65V64H102ZM107 65H108V63H107ZM175 65V64H174ZM204 65H205V63H204ZM203 65V66H204ZM3 66V65H2ZM7 66H9V65H7ZM106 66V65H105ZM111 66V65H110ZM110 66H109V68H110ZM152 66V65H151ZM153 66H155V64L153 65ZM202 66V65H201ZM41 67H43L44 69L42 70V69H40ZM50 67V66H49ZM101 66H99V68H100ZM157 67V66H156ZM4 68H6V66H4ZM4 68H3V70H4ZM106 68V67H105ZM154 68V67H153ZM158 68V67H157ZM178 68V67H177ZM181 68V67H180ZM186 68V67H185ZM78 69V68H77ZM98 69V68H97ZM96 69V70H97ZM111 69V70H112ZM193 69V68H192ZM191 68H190V70H192ZM194 69H196V68H194ZM226 69V68H225ZM2 70V69H1ZM0 70V71H1ZM73 70V69H72ZM72 70H71V72H72ZM102 70H103V68H102ZM109 70V69H108ZM172 70V69H171ZM228 70V71H229ZM148 71V70H147ZM180 71H182V70H180ZM184 71V70H183ZM226 71V70H225ZM76 72V71H75ZM80 72V71H79ZM97 72H99V71H97ZM106 72H107V70H106ZM142 72H144V71H142ZM149 72V71H148ZM170 72V71H169ZM185 72V71H184ZM190 72H192V71H190ZM194 72H195V70H194ZM197 72H198V70H197ZM196 72V73H197ZM4 73V72H3ZM3 73L1 74L0 73V76L1 75H3ZM72 73H74V72H72ZM82 73V72H81ZM193 73V72H192ZM7 74V75H8ZM25 74H27V76H25ZM95 74H97V73H95ZM103 74V73H102ZM141 74V73H140ZM175 74V73H174ZM243 74V73H242ZM32 75H34V76H32ZM75 75V74H74ZM78 75V74H77ZM105 75V74H104ZM146 74L144 73V75L142 74V76L143 77H146L145 76ZM189 75H191V74H189ZM93 76H94V73H93ZM106 77H107V75H105ZM105 76H103V77H105ZM39 77V76H38ZM51 76H49V78H50ZM77 77V76H76ZM139 77V76H138ZM161 77V76H160ZM166 77V76H165ZM42 78V77H41ZM69 78V77H68ZM74 78H75V76H74ZM80 78V77H79ZM97 78V79H98ZM147 78V77H146ZM205 78H207V77H205ZM27 79L29 80L28 82H29V84H28V82H27ZM53 79V78H52ZM57 79H58V77H57ZM66 79V78H65ZM77 79V78H76ZM193 79V78H192ZM22 80H26V82L25 81H23V83L22 84H19V82L20 81H22ZM46 80V79H45ZM44 80V81H45ZM59 80H60V78H59ZM74 80V79H73ZM157 80V79H156ZM211 80V79H210ZM229 80V79H228ZM231 80V79H230ZM32 81V82H33ZM65 81V80H64ZM63 81V82H64ZM76 81V80H75ZM74 81V82H75ZM159 81V80H158ZM206 81V80H205ZM233 81V80H232ZM31 82V83H32ZM40 82V83H39ZM58 82V81H57ZM66 82H68V80H66L65 81V85H66ZM93 82V81H92ZM98 82V83H97ZM203 83H205V82H203ZM206 83H207V81H206ZM53 84H55L54 82H53ZM64 84V83H63ZM62 84V85H63ZM69 84V83H68ZM71 84V83H70ZM72 84H74L73 82H72ZM135 84V83H134ZM61 85V84H60ZM77 85V84H76ZM44 86V85H43ZM48 86V85H47ZM57 86V85H56ZM91 86H93V85H91ZM64 87H66V86H64ZM63 87V88H64ZM84 87H85V85H84ZM83 87V88H84ZM137 88H138V86H137ZM56 89H58L57 87H56ZM66 89V88H65ZM70 89V88H69ZM260 89V90H261ZM46 90V89H45ZM50 90V91H49ZM49 93H52L54 90H55V87H51V89H50V87H49ZM61 90V89H60ZM55 91H57V90H55ZM62 91V90H61ZM79 91V90H78ZM82 91H83V89H82ZM85 91V90H84ZM136 91H137V89H136ZM64 92H65V90H64ZM64 92H62L63 94H64ZM141 92V91H140ZM139 92V93H140ZM48 93V92H47ZM56 93H58V92H56ZM60 93V92H59ZM67 93V92H66ZM69 93V92H68ZM76 93V92H75ZM54 94V93H53ZM61 94V93H60ZM72 94V93H71ZM248 94H250L249 92H248ZM22 95V94H21ZM20 95V96H21ZM26 96H27V94H25ZM47 95V94H46ZM49 95V94H48ZM66 95V94H65ZM73 95V94H72ZM141 95V94H140ZM139 95V96H140ZM4 96H7L8 97V99H4ZM57 96H59V95H57ZM56 96V97H57ZM62 97H63V95H61ZM142 96V95H141ZM24 97V96H23ZM22 97V98H23ZM45 97V96H44ZM50 97V96H49ZM76 97V96H75ZM112 98V97H114V100H110V101H107V98ZM6 98V97H5ZM20 98V100H21V97H19ZM53 98H54V96H53ZM59 98H61V97H59ZM77 98V97H76ZM15 99V98H14ZM14 99H12V100H14ZM26 99V98H25ZM131 99H133V96L131 97ZM135 99V98H134ZM139 99V98H138ZM8 100H10V102H8ZM24 99H22L21 100V102L23 101ZM30 100L28 101V102H30ZM46 100V99H45ZM49 100V99H48ZM47 100V101H48ZM52 99L50 98V100L49 101H51ZM76 100V101H75ZM140 100V99H139ZM41 101H42V103H41ZM48 101V102H49ZM56 101H58V100H56ZM62 101V100H61ZM136 101H138V100H136ZM28 102H26V103H28ZM33 102H31V104L33 103ZM147 102V101H146ZM7 103V104H6ZM20 103V102H19ZM25 104V101L24 102H22L21 104ZM45 103V102H44ZM59 104H60V101L58 102ZM121 103V104H120ZM145 103V102H144ZM2 104V105H3ZM17 104V103H16ZM47 104H49V103H46V105ZM135 104V103H134ZM134 104H133V106H134ZM138 104H139V102H138ZM138 104H137V106H138ZM1 105V106H2ZM10 105V104H9ZM13 105H14V103H13ZM25 105H27V104H25ZM54 105H55V101H54ZM54 105H52L51 104V106H54ZM61 105H59V107L61 108ZM142 105H143V102H142ZM28 106V105H27ZM29 106H31V105H29ZM4 107V106H3ZM23 107V106H22ZM33 107V106H32ZM55 107V106H54ZM58 107V108H59ZM136 107V106H135ZM12 108H13V106H12ZM51 108V107H50ZM49 108V109H50ZM55 108H57V107H55ZM63 108V107H62ZM131 108H133V107H131ZM31 109V108H30ZM35 109V108H34ZM52 109H54V108H52ZM12 110H14V108L12 109ZM17 110V109H16ZM25 110V109H24ZM32 110V109H31ZM30 110V112H31V114L34 112L35 113V111H31ZM55 110V109H54ZM46 111H48V109L46 110ZM53 111V110H52ZM129 111V110H128ZM3 112V113H2ZM51 112V111H50ZM55 112V111H54ZM12 113V112H11ZM57 113V112H56ZM44 114V113H43ZM46 114H47V112H46ZM49 114V113H48ZM126 114V113H125ZM159 114V113H158ZM28 115V114H27ZM33 115V114H32ZM32 115H30V116H32ZM35 115V114H34ZM50 115V114H49ZM48 115V116H49ZM51 115H52V112H51ZM55 115V114H54ZM131 115V114H130ZM29 116V117H30ZM38 116V115H37ZM40 116V115H39ZM44 116H46V115H44ZM133 116V115H132ZM135 116V115H134ZM11 119H10V118ZM59 117V118H58ZM137 117V116H136ZM154 117V116H153ZM49 118H51V117H49ZM48 118V119H49ZM156 118V117H155ZM42 119V118H41ZM45 119V118H44ZM47 119V120H48ZM153 119V118H152ZM151 119V120H152ZM157 119V118H156ZM37 120V119H36ZM50 120V119H49ZM52 120H55L54 119V117H53V119ZM59 120V121H58ZM147 120V119H146ZM150 120V121H151ZM154 120L155 119H153V123H154ZM46 121V120H45ZM51 121V120H50ZM135 121V122H134ZM156 121V120H155ZM260 121H262V120H260ZM34 122V121H33ZM32 122V123H33ZM102 122H104L105 124H107V125H105L104 123H102ZM132 122V123H131ZM138 122V123H137ZM148 122V121H147ZM152 122V121H151ZM162 122V121H161ZM234 122V121H233ZM232 122V123H233ZM17 123V122H16ZM47 123H49V122H47ZM137 123V124H136ZM149 123V122H148ZM147 123V124H148ZM165 123V122H164ZM176 123H178V122H176ZM231 123V122H230ZM262 123H264L263 121H262ZM31 124V123H30ZM41 124V123H40ZM105 125V126H103V125ZM135 124V125H134ZM144 124H145V121H144ZM155 124V123H154ZM260 124H261V122H260ZM17 125V124H16ZM57 125V126H56ZM134 125V126H133ZM156 125V124H155ZM161 125H162V123L160 124V125H158L157 124V126H159V127H157V129H159V128H161ZM176 125V124H175ZM233 125V124H232ZM235 125V124H234ZM233 125V126H234ZM259 125V124H258ZM84 126V128H82ZM108 126L107 127H105L104 129H106V128H108ZM145 126H146V124H145ZM144 126V127H145ZM252 126H254V125H252ZM256 126V125H255ZM254 126V127H255ZM264 125L262 124V126L261 127H263ZM147 127H148V125H147ZM153 127V126H152ZM235 127H236V125H235ZM260 127V126H259ZM36 128V127H35ZM82 128V129H81ZM102 128V129H103ZM143 128V127H142ZM237 128V127H236ZM38 129V128H37ZM37 129H34L33 128V130H37ZM42 130V128L40 127L39 128V130ZM93 129V130H92ZM99 129H101V128H99ZM98 129V130H99ZM109 129H107V130H105V131H107V132H109L108 130ZM141 129V127L138 129V130H140ZM146 129H148V128H146ZM146 129H141V130H146ZM250 129V128H249ZM256 129H257V127H256ZM255 128H253V129H251V131L252 130H255V131H258V129L256 130ZM39 130H37V131H39ZM41 130H40V132H41ZM90 130H92V131H90ZM140 130V131H141ZM261 130H264V129H261ZM24 131V130H23ZM37 131H36V133H37ZM81 131H83V132H81ZM100 131V130H99ZM139 131V132H140ZM147 131V130H146ZM151 131V130H150ZM249 132L250 134L252 133V132ZM20 132V133H19ZM47 132V131H46ZM81 132V134H83L84 136L82 137V138H80L81 136H79V133ZM97 132V131H96ZM106 132V133H107ZM143 132H145V131H143ZM148 132L149 131H147V134H148ZM18 133V135H16ZM105 133V132H104ZM105 133V134H106ZM176 133V132H175ZM179 133V132H178ZM256 133V132H255ZM255 133H253L254 135H255ZM41 134V133H40ZM43 134V133H42ZM90 134V133H89ZM104 134V135H105ZM109 136H110V134L109 133H107ZM146 134V133H145ZM145 134H143L144 136H145ZM31 135V136H32ZM43 135H45V134H43ZM92 135V134H91ZM108 135H106V136H108ZM140 136V134H137L136 136L137 137H139ZM141 135H142V133H141ZM142 135V136H143ZM176 135H177V133H176ZM180 135H183V134H180ZM252 135V134H251ZM13 136H17V138H15V139H18L19 141L17 142V140L15 141V139H14V141H12V139L14 138ZM30 136V135H29ZM41 136V137H40ZM178 136V135H177ZM253 136V135H252ZM21 137H23V139L21 138ZM27 137V136H26ZM37 137V138H36ZM94 137H95V135H94ZM114 137V138H115ZM141 137V136H140ZM139 137V138H140ZM145 137H147V135L145 136ZM145 137H144V139H145ZM250 137V136H249ZM111 139H112V137H110ZM113 138V139H114ZM141 138H143V137H141ZM140 138V140H142ZM148 138V137H147ZM175 138V137H174ZM173 138V139H174ZM182 138V137H181ZM251 138V137H250ZM107 139V138H106ZM162 139V138H161ZM179 139V138H178ZM249 139V138H248ZM30 140L32 141V142H30ZM90 140V139H89ZM92 140V139H91ZM100 140V139H99ZM109 140V139H108ZM150 140V139H149ZM151 140H153V139H151ZM97 140H95V141H93L94 143L96 142ZM105 141H103V142H105ZM110 141V140H109ZM146 141H148L147 139H146ZM154 141V140H153ZM153 141H151V143L153 142ZM157 142H158V140H156ZM156 141H154V142H156ZM162 141V140H161ZM263 141V140H262ZM99 142V141H98ZM137 142H139L138 144H137ZM145 142V141H144ZM143 142V143H144ZM160 142V141H159ZM93 143V144H94ZM119 143H120V145H119ZM142 143V142H141ZM147 143H150V141L149 142H147ZM262 143V142H261ZM88 144V145H87ZM92 144V143H91ZM102 144V143H101ZM110 144V145H109ZM114 144H117V145H114ZM153 144H156V143H153ZM263 144H264V142H263ZM98 145V144H97ZM105 145V144H104ZM146 146H148L147 144H145ZM152 145V144H151ZM158 145V144H157ZM170 145H171V143H170ZM240 145H242V144H240ZM262 145V144H261ZM91 146V145H90ZM142 148H140V147ZM173 146V145H172ZM263 146V145H262ZM261 146V147H262ZM93 147V146H92ZM95 147V146H94ZM98 147V146H97ZM104 147V146H103ZM102 147V148H103ZM169 147V146H168ZM96 148V147H95ZM99 148H101V147H99ZM178 148V147H177ZM94 149V148H93ZM152 149V150H153ZM170 149L172 150V148H171V146H170ZM260 150H262L261 148H259ZM264 149V148H263ZM101 150V149H100ZM103 150V149H102ZM101 150V151H102ZM154 150V151H155ZM99 151V150H98ZM100 151V152H101ZM107 151V150H106ZM105 151V152H106ZM167 151V150H166ZM239 151H240V149H239ZM264 151V150H263ZM103 152H104V150H103ZM103 152H101V153H103ZM162 152V153H161ZM171 151L169 150V152H168V154L170 153ZM234 152V151H233ZM238 152V151H237ZM108 153V152H107ZM113 153H111L112 155H113ZM174 153V152H173ZM233 154V153H232ZM239 154V153H238ZM97 155V154H96ZM156 154H154L153 156H155ZM167 155V154H166ZM171 155V154H170ZM169 155V156H170ZM100 156V155H99ZM110 156V155H109ZM160 156V155H159ZM164 156V155H163ZM227 156H228V154H227ZM95 157H97V156H95ZM108 157V156H107ZM107 157H105V158H107ZM168 157V156H167ZM236 157V156H235ZM109 158V157H108ZM113 157L111 156V159H112ZM154 158H156V157H154ZM159 158V157H158ZM230 158V157H229ZM152 159V158H151ZM232 159V158H231ZM234 159V158H233ZM89 160H92V159H89ZM157 160V159H156ZM229 160V159H228ZM112 161V160H111ZM110 161V163L111 164H114V163H112ZM164 161V160H163ZM233 161V160H232ZM91 162V161H90ZM120 162V163H121ZM120 163H118V164H120ZM155 163V162H154ZM157 163H159V162H157ZM156 163V164H157ZM160 163H162V161L160 160ZM229 163H231V161L229 162ZM229 163H228V165H229ZM115 164H114V166H115ZM117 164V165H118ZM163 165H164V163H162ZM161 164V165H162ZM116 165V166H117ZM226 165V164H225ZM89 166L91 167V168H89ZM111 167H113L112 165H110ZM115 166V167H116ZM160 166V165H159ZM210 166H211V164H210ZM220 166V165H219ZM227 166V165H226ZM225 166V167H226ZM246 166V165H245ZM119 167V166H118ZM123 167V166H122ZM133 167H135L134 169H132ZM136 167H138V169L136 168ZM156 167V166H155ZM157 167H158V165H157ZM212 167H213V165H212ZM212 167H210V168H212ZM221 167H223V166H221ZM220 167V168H221ZM237 167H239V166H237ZM93 168V169H92ZM128 168V169H129ZM220 168H219V170H220ZM156 169V168H155ZM222 169V168H221ZM83 170V171H82ZM121 170V169H120ZM134 170V171H133ZM137 170H140V171H137ZM81 171L82 172H86V174L85 175H83L82 173H81ZM113 171V170H112ZM116 171V170H115ZM119 171V170H118ZM122 171V170H121ZM129 171H131V172H129ZM160 172L161 170H157V172ZM223 171V170H222ZM120 172V171H119ZM156 172V173H157ZM205 172V171H204ZM224 172V171H223ZM161 173V172H160ZM207 173V172H206ZM222 173V172H221ZM246 173V172H245ZM118 174V173H117ZM117 174L115 175V173H114V175H113V177L114 176H116V177H114V178H117V177H119V176H117ZM203 174V173H202ZM211 174V173H210ZM102 175V176H101ZM118 175H121V174H118ZM155 175H157V174H155ZM159 175V174H158ZM157 175V176H158ZM205 174H203V176H204ZM53 178H52V177ZM121 177V178H124V177ZM156 176V177H157ZM164 176V175H163ZM103 177V178H102ZM155 177V178H156ZM159 177H160V175H159ZM207 177V176H206ZM205 176H204V178H206ZM106 178V179H105ZM114 178H112L114 181H115V179ZM128 178H131V177H128ZM133 178V177H132ZM161 179H163L162 177H160ZM99 180V179H102V180H104V183H105V181L107 180V182L108 181H110V182H112L111 183V185H108L107 183V186H108V188H107V186L105 187H103V186H99V185H97V183L98 184H102L103 183V181L101 182V183H99L98 181H97V183H96V181L95 180ZM148 179V178H147ZM116 180H118V178L116 179ZM153 180H154V178H153ZM122 181V180H121ZM120 181V182H121ZM130 181V180H129ZM164 181V180H163ZM174 181V180H173ZM172 181V179H171V182H173ZM218 181V180H217ZM216 181V182H217ZM243 181V180H242ZM11 182H13V185H12V187H11V199L9 200L8 198H7V194L9 193V188H10V183ZM54 182L55 183H57V185L55 184V186L53 187V185H54ZM156 182V181H155ZM165 182V181H164ZM167 182V181H166ZM52 183H53V185H52ZM77 183H78V186H79V189H78V186H77ZM104 183H103V185H104ZM117 183V182H116ZM132 183V182H131ZM130 183V184H131ZM135 183L133 184L132 183V185H134L136 188L138 187V186H136L135 185ZM147 183V182H146ZM151 184H153L152 183V181L150 182ZM162 183V182H161ZM189 183V182H188ZM215 183V182H214ZM218 183H219V181H218ZM217 183V184H218ZM156 184V183H155ZM234 184V183H233ZM239 184V183H238ZM159 185V184H158ZM163 185V184H162ZM232 185V184H231ZM244 186H245V184H243ZM124 186V185H123ZM153 186V185H152ZM155 186V185H154ZM173 186V185H172ZM213 186H215V185H213ZM233 186V185H232ZM231 186V187H232ZM38 187V188H37ZM237 187H239V186H237ZM50 188H52L53 189V191H56L54 194H53V191H52V193H51V189ZM98 188V190H96ZM148 188V187H147ZM150 188V187H149ZM155 188V187H154ZM157 188V187H156ZM155 188V189H156ZM165 188H167V187H165ZM164 188V189H165ZM217 188V187H216ZM236 188V187H235ZM234 188V189H235ZM244 188V187H243ZM70 189H71V191H70ZM128 189H129V187H128ZM132 189V188H131ZM154 189V190H155ZM22 190H23V192L27 195H25L24 197H26L25 199H24V197L22 198V196H20V195H22L23 193H21L22 192ZM73 190H74V193H73ZM102 190V191H101ZM104 190L105 191H108V192H105L106 193V196L107 195H110V199L108 200L109 201V203H111V204H113V208H114V212L112 211L113 210V208H110L111 206L110 205H107V200L105 199L106 197L102 194V193H104ZM135 190V189H134ZM141 190V189H140ZM145 190V189H144ZM162 190V189H161ZM166 190V189H165ZM130 191V190H129ZM138 191V190H137ZM136 191V192H137ZM143 191V190H142ZM141 191V193H143ZM153 191V190H152ZM160 191V190H159ZM163 191V190H162ZM210 191V190H209ZM213 191H215V190H213ZM212 191V192H213ZM134 192V191H133ZM132 192V193H133ZM147 192H148V189L146 190V194H147ZM150 192V191H149ZM157 192H158V190H157ZM156 192V193H157ZM164 192V191H163ZM162 192V193H163ZM165 192H167V191H165ZM164 192V193H165ZM21 193V194H20ZM108 193V194H107ZM140 193V194H141ZM170 193H172V192H170ZM209 193H211V192H209ZM40 194V193H39ZM74 194V195H73ZM92 194V195H91ZM104 196L103 198L102 197H100V196H102V195ZM127 194V195H126ZM139 194V193H138ZM137 194V195H138ZM152 194H154V193H152ZM166 194H168V192L166 193ZM211 194H214V193H211ZM81 198H79L78 196ZM143 195V194H142ZM148 195V194H147ZM147 195H145L146 197H147ZM155 195V194H154ZM165 195V194H164ZM172 195V194H171ZM209 195V194H208ZM125 196H129V197H125ZM135 196V195H134ZM133 196V197H134ZM156 196V195H155ZM163 195H161V197H162ZM165 196H167V195H165ZM78 197V198H77ZM136 197V196H135ZM138 197V196H137ZM157 197V196H156ZM170 197V196H169ZM22 198V199H21ZM131 198H132V196H131ZM207 198H209V197H207ZM61 199H65V200H61ZM79 199L81 200V201H79ZM83 199V200H82ZM85 199V200H84ZM107 199H108V197H107ZM138 199V198H137ZM145 199V198H144ZM148 199V198H147ZM159 200H161V199H164V198H158ZM169 199V198H168ZM172 199V198H171ZM174 199V198H173ZM22 200V201H21ZM24 200V201H23ZM127 200V201H126ZM133 200V199H132ZM135 200V199H134ZM133 200V201H134ZM150 200V199H149ZM155 200V199H154ZM154 200H152V201H154ZM159 200L157 201L156 200V203L157 202H159ZM111 201V202H110ZM166 201V199L164 200V202ZM146 202V201H145ZM164 202H162V205H163V203ZM168 202H169V200H168ZM260 202V201H259ZM46 203V201H44V204ZM76 203V204H75ZM105 203V204H104ZM108 203V204H109ZM138 203V202H137ZM149 203H151V202H149ZM167 203V202H166ZM195 203H196V201H195ZM44 204H42V205H44ZM48 204V203H47ZM106 205V206H104V205ZM132 204V203H131ZM140 204H143V203H140ZM139 204V205H140ZM160 204V203H159ZM263 204V203H262ZM15 205H17L16 207H15ZM46 205V204H45ZM50 207H48L49 208V211H50V209H52V208H54L53 210L56 212L57 210H55L59 205H57V203L55 204V202H54V204L53 205H50V204H48ZM73 205V207H76V206H74ZM136 205V204H135ZM138 205V206H139ZM145 206H143V207H146V204H144ZM153 205V204H152ZM152 205H149V206H152ZM154 205H156V204H154ZM193 205H194V202H193ZM195 205H197V204H195ZM202 205V204H201ZM47 206V205H46ZM137 206V207H138ZM198 206V205H197ZM196 206V207H197ZM72 207V206H71ZM77 207H76V210H77ZM81 207V209H82V211L81 212H83L84 210V207L82 208ZM131 207H133V205L131 206ZM140 207H142V206H140ZM142 207V208H143ZM86 208H85V211L84 212H86ZM142 208H141V210H142ZM156 208V207H155ZM193 208V207H192ZM191 208V209H192ZM203 208H204V206H203ZM260 208V207H259ZM263 208V207H262ZM16 209H17V211H16ZM57 209H61L60 207H58ZM71 209V208H70ZM70 209L68 210V211H70ZM73 209V208H72ZM71 209V210H72ZM80 209V210H81ZM133 209H135V208H133ZM138 209H140V208H138ZM146 209V208H145ZM199 208L197 207V209L196 210H198ZM207 209V208H206ZM52 210V211H53ZM58 210V211H59ZM74 210V209H73ZM88 210V209H87ZM92 210V209H91ZM130 209H128V211H129ZM155 210V209H154ZM208 210V209H207ZM45 211H48V210H45ZM62 211H63V208H62ZM61 211V212H62ZM65 211V210H64ZM67 211V212H68ZM131 213H132V211H134V210H132V208H131ZM203 211V210H202ZM260 211H262V210H260ZM74 212V211H73ZM81 213V216L83 215V220H84V217H87V216H89V215H87V213ZM137 212V211H136ZM142 212V211H141ZM155 212V211H154ZM204 212H205V210H204ZM263 212V211H262ZM64 213V212H63ZM75 213H77L78 214V211L77 212H75ZM123 213H125V214H123ZM129 213V212H128ZM127 213V214H128ZM199 213H200V211H199ZM30 214H33V216L35 217V218H33V217H30ZM46 214V213H45ZM53 214V213H52ZM71 214V213H70ZM70 214L68 215L67 214V216H70ZM77 214H74V215H77ZM94 214V213H93ZM93 214H91V215H93ZM133 214V213H132ZM202 214V213H201ZM46 215H48V214H46ZM73 215V214H72ZM129 215V214H128ZM19 216H23L22 218V220H24L25 222H23V223H25L24 225V227L23 228H25V230H24V232H23V230H21V229H18V227L20 226L19 225V222H20V218H19ZM36 216H42V218H43V216H45L44 218H43V220L41 221V220H37L36 219ZM58 216V215H57ZM67 216L65 217V214H64V217L65 218H67ZM78 216V221H79V219H82V218H80V213L77 215ZM96 216V215H95ZM142 216V217H143ZM50 217V216H49ZM49 217H48V220L50 221H52L53 220V216H52V219H49ZM63 216H62V218H64ZM90 217V216H89ZM93 217V216H92ZM138 217V216H137ZM19 218V219H18ZM47 218V217H46ZM51 218V217H50ZM57 218V217H56ZM55 218V219H56ZM70 218V217H69ZM72 218H74V217H72ZM72 218H71V220H72ZM35 220V222H33L34 220ZM88 219V218H87ZM47 220V221H48ZM56 220H58V219H56ZM64 220V219H63ZM71 220H69V221H71ZM74 220V219H73ZM86 220V219H85ZM77 221V220H76ZM75 221V222H76ZM90 221V220H89ZM156 221V220H155ZM73 223H74V221H72ZM81 222H82V220H81ZM80 222V223H81ZM84 222V221H83ZM86 222V221H85ZM92 222V221H91ZM122 222V223H121ZM151 222V223H150ZM6 223H10L11 225H12V228H11V230H9L8 229V227H6ZM47 223V222H46ZM49 223V222H48ZM53 223H54V225H56V223H55V221H53ZM58 223V222H57ZM62 223V222H61ZM60 223V225H62ZM94 223H96V221L94 222ZM154 223V222H153ZM152 223V224H153ZM79 224V223H78ZM77 224V222L75 223V226H77L78 225ZM92 224H93V222H92ZM122 224V225H121ZM19 225V226H18ZM22 225V224H21ZM54 225H52V226H54ZM65 225V224H64ZM68 225V224H67ZM71 225H73V227H74V224H72L71 223ZM86 225V224H85ZM91 225V224H90ZM96 225V224H95ZM94 224H93V226H95ZM124 225V226H123ZM50 226V225H49ZM49 226H48V228H49ZM70 226V225H69ZM84 226V225H83ZM83 226H81V227H83ZM87 226V225H86ZM92 226V225H91ZM91 226L89 227V230L88 231H90L91 230V232H89V234L87 235V234H82V235H84V237L86 236V237H89V236H92L93 235V233H92V228H91ZM92 226V227H93ZM105 226V225H104ZM123 226V227H122ZM21 227V226H20ZM19 227V228H20ZM58 226H56V228H57ZM60 227V226H59ZM58 227V228H59ZM77 227H80V224L77 226ZM85 227V226H84ZM106 227V226H105ZM122 227V228H121ZM246 227H248V225L246 226ZM47 228V227H46ZM55 228V227H54ZM55 228V229H56ZM57 228V229H58ZM67 228V227H66ZM69 228V227H68ZM70 230L72 231V226H70ZM76 228V227H75ZM86 228V227H85ZM88 228V227H87ZM86 228V229H87ZM91 228V229H90ZM108 228V230H109V227H107ZM50 229V228H49ZM51 229H52V227H51ZM61 230L63 229L62 227L60 228ZM64 229H65V227H64ZM82 229V228H81ZM80 229V230H81ZM84 229V228H83ZM82 229V230H83ZM96 229V228H95ZM94 228H93V232H95L96 230H95ZM122 229V230H121ZM67 230V229H66ZM74 230V229H73ZM98 230V229H97ZM111 230V231H112ZM124 230H125V233H123L124 232ZM59 231V230H58ZM63 231V230H62ZM112 231V232H113ZM123 231V232H122ZM46 232H48V230L46 231ZM64 232H65V230L63 231V233L61 232V234H64ZM84 232V231H83ZM86 232V231H85ZM127 232V233H126ZM248 232V231H247ZM87 233V232H86ZM113 233H115V232H113ZM46 234V233H45ZM48 234V233H47ZM143 234L145 235H147V237L150 239V243H149V240H148V238H147V240H146V237L144 238L143 237ZM156 234H158V233H156ZM247 234V233H246ZM81 235V236H82ZM116 235V234H115ZM114 235V236H115ZM119 235V236H118ZM122 235V236H121ZM145 235V236H146ZM151 235V236H150ZM248 235V234H247ZM246 235V237H248ZM47 236V235H46ZM143 238H142V237ZM83 237V236H82ZM141 237V238H140ZM240 237V236H239ZM37 238V237H36ZM43 238V237H42ZM62 238V237H61ZM61 238H59L60 239V241H62V244H63V240H61ZM138 238V237H137ZM163 238V237H162ZM161 238V240H163ZM241 238V237H240ZM262 238V237H261ZM49 239V238H48ZM84 238H82V240H83ZM110 239H112V238H110ZM143 239H145V240H143ZM194 239V238H193ZM247 239H249V238H247ZM264 239V238H263ZM36 240H38V239H36ZM40 240H42V239H40ZM81 240V239H80ZM112 240H114V239H112ZM111 240V241H112ZM157 240H160V239H157ZM251 240V239H250ZM259 240V239H258ZM260 240H262V239H260ZM259 240V241H260ZM94 241V240H93ZM120 241V240H119ZM167 241V240H166ZM257 241V240H256ZM259 241H258V243H259ZM264 240H262V242H263ZM44 242H45V240H44ZM43 242V243H44ZM90 242V241H89ZM115 242V243H116ZM159 242V241H158ZM194 242V241H193ZM250 242H252V241H250ZM250 242H248V243H250ZM254 242V241H253ZM56 243V242H55ZM114 243V242H113ZM141 243H143V242H141ZM264 243V242H263ZM262 243V245H264ZM40 244V243H39ZM48 244V243H47ZM62 244H60L61 246H62ZM91 244V243H90ZM146 244V243H145ZM155 244V243H154ZM164 244V243H163ZM21 244H19V247H22V245L20 246ZM26 245V244H25ZM45 245L46 244H44V249H46V247H48V246H46L45 247ZM104 245V244H103ZM122 245H124V244H122ZM165 245V244H164ZM242 244L240 243V246H241ZM243 245H244V243H243ZM248 246L249 244H247V242L245 243V246ZM251 245V244H250ZM250 245H249V247H250ZM261 245V246H262ZM52 246V245H51ZM66 246V245H65ZM145 246V245H144ZM156 246H158V245H155V248H156ZM245 246H243L244 247V252H241L242 250L240 249V247H238L240 250H239V255H238V253H237V255L238 256H241V254L242 255H244L245 254V252H246V247ZM252 246H253V243H252ZM256 246V245H255ZM58 247V246H57ZM64 247V246H63ZM242 247V248H243ZM59 248V247H58ZM62 248V247H61ZM115 248V247H114ZM120 248V246H118V248H116V250H120L119 249ZM152 248V247H151ZM160 248V247H159ZM248 248V247H247ZM19 249V248H18ZM43 249V248H42ZM43 249V250H44ZM49 249V251L51 250V248H48ZM60 249V248H59ZM83 249V248H82ZM81 249V250H82ZM154 249V248H153ZM153 249H151V250H153ZM249 249V248H248ZM247 249V250H248ZM262 249H263V247H261V249H259L260 251H262ZM20 250V249H19ZM23 251H24V249H22ZM26 250V249H25ZM41 250V249H40ZM43 250H41V252L43 251ZM93 250V249H92ZM99 250V249H98ZM149 250V249H148ZM148 250H146V251H148ZM157 250H158V247H157ZM257 250H258V247H257ZM52 252H53V250H51ZM50 251V252H51ZM68 251V250H67ZM73 251V250H72ZM86 251V250H85ZM97 251V250H96ZM95 251V252H96ZM103 251V250H102ZM104 251H105V249H104ZM107 251V250H106ZM250 251H251V249H250ZM250 251H247V252H250ZM20 252V251H19ZM50 252H49V254H50ZM70 252V251H69ZM69 252H67V253H69ZM81 252H83V251H81ZM80 252V253H81ZM87 252V251H86ZM109 252V251H108ZM118 252V251H117ZM150 252V251H149ZM155 253H156V251H154ZM153 251L151 252V254L152 253H154ZM159 252H160V250H159ZM254 252V251H253ZM263 252V251H262ZM21 253H22V251H21ZM20 253V254H21ZM48 253V252H47ZM46 253V254H47ZM73 253V252H72ZM72 253H70V255H72L73 256V254ZM98 253V252H97ZM104 253V252H103ZM154 253V254H155ZM236 253V252H235ZM244 253V254H243ZM28 254V255H29ZM53 255H54V252L52 253ZM52 254H50L51 256H52ZM83 255H84V253H82ZM93 254H94V252H93ZM96 254V253H95ZM101 255H102V253H100ZM112 254V253H111ZM120 254H121V252H119V253H116V251L112 254V256L110 255L109 256V254H106V252H105V254H103L102 256H103V260H107L108 259V257L110 258V259H114V258H117V256L119 255L120 256ZM150 254V253H149ZM157 254V253H156ZM234 254V253H233ZM250 254V253H249ZM27 255V254H26ZM63 255V254H62ZM76 255V254H75ZM81 255V254H80ZM91 255H92V253H91ZM232 255V254H231ZM44 256H48V254L47 255H44ZM64 256V255H63ZM71 256V257H72ZM97 256H98V254H97ZM118 256V257H119ZM238 256H236L235 258H237ZM245 256H248V254H246ZM250 256V255H249ZM37 257V258H38ZM53 257V256H52ZM52 257H50V260H52V259H55V255H54V258H52ZM80 257V256H79ZM93 258H94V256H92ZM91 257V258H92ZM95 257H96V255H95ZM99 257H100V255H99ZM107 257V258H106ZM234 257V256H233ZM13 258V259H12ZM19 258V257H18ZM22 258V257H21ZM20 258V259H21ZM29 258H30V256H29ZM39 258H42V257H39ZM44 259H46V260H48L49 259V256L46 258V257H43ZM52 258V259H51ZM59 258V257H58ZM57 257H56V259L55 260H58L59 261V259H58ZM62 258V257H61ZM68 257L67 256H65V260L67 259ZM84 258V257H83ZM97 258V257H96ZM101 259H102V257H100ZM104 258H106V259H104ZM156 258H158L156 255H155V259ZM238 258H240V260H241V258H243V256H241V257H238ZM237 258V259H238ZM20 259H19V261H20ZM31 259H33V258H31ZM76 259V258H75ZM90 259V258H89ZM88 259V260H89ZM159 259V258H158ZM158 259L157 260H155L154 262L156 263V261L158 262ZM231 259V258H230ZM244 259V258H243ZM13 260V261H12ZM36 260H38V259H36ZM36 260H34V261H36ZM49 260V261H50ZM60 260H62V259H60ZM63 260H64V257H63ZM64 260V261H65ZM68 260V259H67ZM69 260H71L70 258H69ZM68 260V262H71V261H69ZM84 260V259H83ZM87 260V261H88ZM92 259H90V261H91ZM231 260H233V258L231 259ZM63 261V262H64ZM82 261V260H81ZM111 261H113V260H111ZM235 261V260H234ZM233 261V262H234ZM242 261V260H241ZM15 262V261H14ZM33 262V261H32ZM38 262V261H37ZM42 261H40V263H41ZM51 262H53V261H51ZM66 262V261H65ZM76 262V261H75ZM82 262H84V261H82ZM89 262V261H88ZM87 262V263H88ZM198 262V261H197ZM17 263V262H16ZM35 263V262H34ZM59 264L61 263V261H59L58 262ZM81 263V262H80ZM86 263V264H87ZM155 263H153V264H155ZM170 263V262H169ZM199 263V262H198ZM235 264H238L239 262L238 261H235L234 262ZM13 264V263H12ZM36 264V263H35ZM44 264H45V261H44ZM47 264V263H46ZM51 264V263H50ZM55 264V263H54ZM57 264V263H56ZM63 264V263H62ZM74 264H76V263H74ZM157 264V263H156ZM168 264V263H167ZM227 264H229V262L227 263ZM231 264V263H230Z\"/></svg>", "mask_w": 264, "mask_h": 264}]
</instances>
